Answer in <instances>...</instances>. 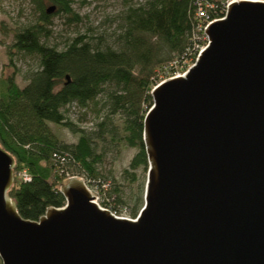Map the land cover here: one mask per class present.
Instances as JSON below:
<instances>
[{
    "label": "water",
    "instance_id": "95a60500",
    "mask_svg": "<svg viewBox=\"0 0 264 264\" xmlns=\"http://www.w3.org/2000/svg\"><path fill=\"white\" fill-rule=\"evenodd\" d=\"M205 35L186 72L151 91L136 218L101 207L77 176L63 207L22 218L0 145L2 264H264V2L229 4Z\"/></svg>",
    "mask_w": 264,
    "mask_h": 264
},
{
    "label": "trees",
    "instance_id": "16d2710c",
    "mask_svg": "<svg viewBox=\"0 0 264 264\" xmlns=\"http://www.w3.org/2000/svg\"><path fill=\"white\" fill-rule=\"evenodd\" d=\"M30 1L35 22L13 32L12 48L36 56L39 67L23 88L12 76L5 80L0 97V145L15 159L16 179L9 196L22 218L38 221L49 208L65 205L60 189L70 176L82 171L88 184L98 176L90 139L82 136L76 145L62 144L48 125L70 127L63 113L70 104L87 107L106 94L111 114H120L124 120L127 144L138 148L130 167H143L147 173L143 122L152 105L151 91L174 77L185 62H195L194 31L199 19L198 0H146L145 5L126 13L118 48H102L79 36L58 50L45 39L51 35L55 16L63 14L70 21H80L72 0ZM204 1L216 6L208 10L210 18L223 17L222 0ZM48 4L55 7L50 14ZM175 58L179 61L174 63ZM107 86L113 90L107 91ZM23 171L30 181L20 177ZM143 194L144 189L136 201L134 218L143 206ZM102 207L119 212L109 202Z\"/></svg>",
    "mask_w": 264,
    "mask_h": 264
},
{
    "label": "rangeland",
    "instance_id": "374dc122",
    "mask_svg": "<svg viewBox=\"0 0 264 264\" xmlns=\"http://www.w3.org/2000/svg\"><path fill=\"white\" fill-rule=\"evenodd\" d=\"M145 4L146 0H72L73 10L80 21H70L63 14L55 16L50 27L51 35L45 42L63 50L74 38L85 36L87 41L102 48H118V37L123 32L126 13L130 8ZM35 19V7L30 0H0V97L7 78L14 77L17 85L23 88L39 67L36 56L21 54L12 48L13 32L27 28ZM178 61L175 58L172 62ZM192 64L187 61L184 67ZM106 90L113 88L107 86ZM110 110L107 96L102 94L87 107L73 103L64 108L63 113L71 123L70 127L48 125L62 144L76 145L82 136L90 139L98 176L89 184L82 171L76 172L78 177L87 183L101 206L109 202L118 207L121 216L134 218L136 201L145 187L146 171L143 167H130L138 148L127 144L124 120L120 114H111ZM103 122L105 125L100 127ZM15 179L14 176V183ZM118 198L119 202L116 201Z\"/></svg>",
    "mask_w": 264,
    "mask_h": 264
},
{
    "label": "built area",
    "instance_id": "2783aa9c",
    "mask_svg": "<svg viewBox=\"0 0 264 264\" xmlns=\"http://www.w3.org/2000/svg\"><path fill=\"white\" fill-rule=\"evenodd\" d=\"M236 1H241V0H222V12H224L223 17L226 14L228 5L233 3V2H236ZM246 1L264 2V0H246ZM210 9H216V6L212 2H206L204 0H198L197 1L196 18L199 19V23L197 24L195 31H194V39L196 41V45H195L196 58H195V60L197 59V57L199 56V54L201 53V51L205 48V46L207 44V37L205 35L206 28L208 27V25L210 23H212L218 19H221V18H213V19L210 18L209 11H208ZM202 42H204L203 45L201 44ZM188 67H189V65L186 67H182L175 74V76L183 75L186 72V70L188 69ZM19 175L24 181H30V179H31L26 171L21 172ZM75 176H77V175L70 176L69 178L75 177ZM95 198H96L95 199L96 202L99 204L98 197H95ZM103 208L111 211L112 214H114L117 217L129 218V217L121 216L120 214H118L119 212L113 211V210L105 208V207H103ZM130 219H134V218H130Z\"/></svg>",
    "mask_w": 264,
    "mask_h": 264
}]
</instances>
